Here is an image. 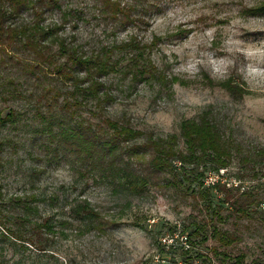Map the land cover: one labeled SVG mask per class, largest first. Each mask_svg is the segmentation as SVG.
Wrapping results in <instances>:
<instances>
[{"label": "rangeland", "instance_id": "374dc122", "mask_svg": "<svg viewBox=\"0 0 264 264\" xmlns=\"http://www.w3.org/2000/svg\"><path fill=\"white\" fill-rule=\"evenodd\" d=\"M99 1L60 0L82 17L66 24L65 35L74 33L87 52L134 38L150 46L149 57L163 75L162 83L111 75L114 100L107 115L161 137L179 135L181 121L205 116L232 146V159L224 166L206 159L177 176H153L142 194H130L88 166L73 139L59 134L83 121L97 124L92 105L73 107L70 118L48 106L28 76L20 79L21 95L4 100L6 78L22 74L0 61V116L16 112L13 122L0 125V211L12 218L9 227L34 238L35 223L50 218L54 226V234L41 236L43 251L0 240V264H162L156 255L165 264H234L240 255L241 264H264V214L254 205L238 212L235 201L246 208V199L232 190L227 200L220 184L215 197L206 196L204 182L213 167L227 169L228 179L253 188L264 202V0H116L128 9L129 21L101 13ZM32 18L31 10L24 11L9 25ZM45 19L58 23L60 14L51 11ZM7 49L11 57L27 56L23 47ZM58 88L71 98L70 84ZM32 195L38 199L31 202L34 213L20 222L23 210L12 200ZM81 200L104 222L102 230L70 218L69 208ZM214 227L238 241L220 246ZM177 229L187 234L188 247H162L160 239Z\"/></svg>", "mask_w": 264, "mask_h": 264}, {"label": "trees", "instance_id": "16d2710c", "mask_svg": "<svg viewBox=\"0 0 264 264\" xmlns=\"http://www.w3.org/2000/svg\"><path fill=\"white\" fill-rule=\"evenodd\" d=\"M99 2L101 13L113 19L121 15L125 20H130L128 9L123 8L118 1ZM28 10L33 12L31 21L9 25V22L18 19ZM51 11L60 14V21L46 24L45 15ZM78 14L80 12L73 8H65L60 0H0V61L10 62L12 67L22 74L21 77L15 74L6 78L2 87L5 95L2 98L5 100L13 95H21L20 79L22 76H28L33 80L36 90L40 89L39 97L48 103V106L58 108L70 118L76 114L75 109L91 104L94 108L93 115L99 119L97 124L83 121L77 123L76 127H61L59 134L66 139H73V146L79 153L84 154L88 166L99 169L102 176L110 177L111 183L133 195L142 194L153 176L166 173L177 176V172L185 170V166L203 163L206 159L216 166L227 165L233 156L232 146L225 141L216 123L205 116L199 120L181 121L179 135L161 137L152 132L135 129L129 123L111 119L107 115V106L114 100L108 82L111 75L120 73L123 78L130 77L133 82L157 80L161 83L163 75L158 72L149 57L150 46L141 44L134 38L104 45L95 51H85L77 43L74 33L69 36L64 33L66 24L74 19L73 17L82 20ZM71 26L72 30H77L78 22L72 21ZM20 47L26 50L27 56L11 57L12 53L7 48L18 50ZM123 61L127 62L122 66ZM58 83L70 84L71 98L63 97ZM37 113L41 116L39 110ZM14 118L15 110L9 109L4 117L0 116V125L13 122ZM179 138L182 139L183 150L179 148ZM1 146L0 142V148ZM214 190L207 189L206 196L215 197ZM221 191L226 193L227 200L233 198L232 190ZM253 191L251 188L240 194L241 198L246 199V208L235 201V207L241 214H245L246 209L253 205L258 209L261 200L256 198ZM12 201L23 210L24 215L20 217L22 222L23 218H31L35 210L31 207V202H37L38 199L32 195L30 200L17 198ZM69 214L74 221L103 229L104 222L98 219V214L86 200L76 202L69 208ZM216 216L221 220L219 215ZM11 221L12 218L0 211L2 242H20L21 245L27 242L37 250L43 251L45 249L41 236L44 233L54 234L50 218L35 223V235L38 236L36 238L32 234L9 227ZM213 235L220 240L222 247L238 241L236 237L223 233L216 227L213 228ZM243 259V255L238 256L234 264H241Z\"/></svg>", "mask_w": 264, "mask_h": 264}, {"label": "built area", "instance_id": "2783aa9c", "mask_svg": "<svg viewBox=\"0 0 264 264\" xmlns=\"http://www.w3.org/2000/svg\"><path fill=\"white\" fill-rule=\"evenodd\" d=\"M235 179L227 178V169H216L208 174L204 182L207 185V187H209V189L211 188L215 189L214 187L220 184L222 186H226L227 187L226 189L233 190L237 193L240 194L245 193L246 191L245 187L239 186V184L236 183L237 180ZM214 191L215 193H217L216 190ZM258 210L261 213H264V202H261L259 204ZM186 235H187L186 233H183L182 231L177 229L174 232H172L170 235H166V236L164 235L163 238L160 239V244L164 248L165 246L169 247L168 249H170L171 247L175 248L176 246L188 247ZM155 261L157 263H162V264L166 263V261L160 255L155 256Z\"/></svg>", "mask_w": 264, "mask_h": 264}]
</instances>
